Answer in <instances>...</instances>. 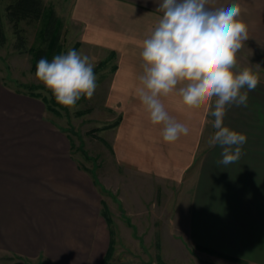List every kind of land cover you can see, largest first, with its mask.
Wrapping results in <instances>:
<instances>
[{
    "label": "crops",
    "instance_id": "crops-1",
    "mask_svg": "<svg viewBox=\"0 0 264 264\" xmlns=\"http://www.w3.org/2000/svg\"><path fill=\"white\" fill-rule=\"evenodd\" d=\"M233 2L241 8L237 19L249 29L240 50L264 46V0H210L208 7ZM42 3L58 21L75 27L82 44L112 62L106 105L118 116L109 144L115 171L102 173L101 183L119 204L118 216L112 218L118 241L126 234L145 251L151 244L147 234L162 238L158 229H165L170 243L175 239L241 264H264V78L259 76L257 89L249 93L247 107L233 106L224 117V126L247 136L241 159L218 165L222 148L209 143L216 131L210 114L215 99L211 108L188 109L178 95L162 97L169 115L190 129L187 136L165 143L163 125L150 122L136 95L141 44L162 16L160 0ZM38 102L10 90L0 76V251L50 264H101L113 241L102 202L110 207L113 200L103 198L58 126L44 121L45 106ZM31 107L30 112H41L42 123L32 129L21 117ZM182 186L189 196L176 199L173 207L172 197H165Z\"/></svg>",
    "mask_w": 264,
    "mask_h": 264
},
{
    "label": "clouds",
    "instance_id": "clouds-1",
    "mask_svg": "<svg viewBox=\"0 0 264 264\" xmlns=\"http://www.w3.org/2000/svg\"><path fill=\"white\" fill-rule=\"evenodd\" d=\"M209 4L210 0H160L157 11L162 16L141 44L136 95L150 122L163 125L165 143L187 136L190 129L169 115L162 97L178 95L188 109L211 108L215 99L210 114L216 131L209 143L222 148L217 164L228 166L241 159L247 136L224 126V117L233 106H248L249 93L257 89L260 77L237 63V52L249 39L247 23L237 19L240 5ZM94 67L87 54L69 49L51 61L40 58L35 76L59 105L72 109L81 97L94 95L98 86Z\"/></svg>",
    "mask_w": 264,
    "mask_h": 264
},
{
    "label": "rangeland",
    "instance_id": "rangeland-1",
    "mask_svg": "<svg viewBox=\"0 0 264 264\" xmlns=\"http://www.w3.org/2000/svg\"><path fill=\"white\" fill-rule=\"evenodd\" d=\"M7 4L8 0H0V15L3 18L0 17V76L5 86L13 92L27 96L35 95L45 100V104L47 107L49 106V109L44 105V121L48 120L58 126L71 143V153L78 160L80 167L92 175L103 198L107 202L113 200V202L109 203L110 207L105 204V201L102 202L112 223L110 228L113 230V250L105 264H241L198 251L192 245L187 246L184 243H176L175 239L173 243H170L171 237L168 236L165 229H158V231H162L160 235L162 238L152 233L147 234L145 239H148L147 242L151 239V244L147 243L149 248H146L145 251L137 248L136 243L134 245V243L130 242L128 240L129 236L125 238L126 234L120 235L121 240L118 241V231L116 232L113 227L112 218L114 217L115 219L118 216L119 204L112 189H106L101 183L102 173L107 172L108 169L109 171H115V167H110L112 162L109 144L113 135L112 129L117 123L118 116L113 109H109L106 105V78L111 73L110 64L112 62H109L110 60H107L108 56H105L100 50L82 44L80 37L76 35L75 27H70L69 24L66 26V22H68L66 20L61 21L60 23H65L63 24L65 27H62L61 30L58 53L54 55L66 54L69 49H75L78 52L87 54L90 61L95 65L94 73L98 77V86L91 99L81 97L72 109L59 105L52 93L38 81L35 76L36 70L33 69V52L42 45V28L44 27L46 16L37 21L24 19L19 23V28L26 41V49L33 50L21 52L14 48L15 36L11 25L5 18L6 16L3 17ZM46 10L49 11L50 9L46 8ZM53 56L49 61L52 60ZM237 63L239 67L252 68L255 73L264 78V46L239 50L237 52ZM46 91L48 92L47 95L44 94ZM38 101L40 108L43 107L39 99ZM31 110L32 107L29 112H23L21 116L30 123V129L33 126L37 127L42 124L41 120H39L41 112L34 114L30 112ZM112 110L114 113H112ZM30 135H33L32 132ZM61 136L65 139L63 135ZM172 193L173 196L167 195L165 198L166 201L168 198L171 201L172 197L173 207L177 204L176 199L180 198L181 202V199L185 200L189 196L188 191L183 190V186L173 188ZM169 214L174 215V212H169ZM139 231V229L135 230V237H137ZM150 231L157 230L152 228ZM171 235L172 238H177L175 233H171ZM160 241L163 242V246ZM0 264L50 263L42 260L30 261L17 255L0 251Z\"/></svg>",
    "mask_w": 264,
    "mask_h": 264
},
{
    "label": "trees",
    "instance_id": "trees-1",
    "mask_svg": "<svg viewBox=\"0 0 264 264\" xmlns=\"http://www.w3.org/2000/svg\"><path fill=\"white\" fill-rule=\"evenodd\" d=\"M6 18L11 25V29L15 36L14 48L18 51L30 52L32 49H26V41L19 28V23L24 20H40L46 16L44 27L42 28V45L33 52L34 64L33 69L36 70L37 62L40 58H47L48 60L56 53H58L60 28L61 23L58 21L53 10L47 11L42 0H8L5 6ZM33 51V50H32ZM32 98L39 99L45 106V100L35 95H29ZM49 109V106L47 107ZM102 215L106 221L111 225L109 215L106 213L105 205L102 203ZM111 229V228H110ZM113 245H110L108 252L101 264H105L111 256Z\"/></svg>",
    "mask_w": 264,
    "mask_h": 264
}]
</instances>
